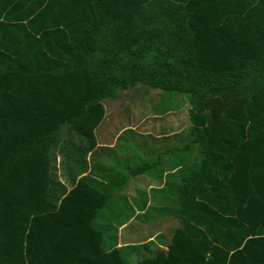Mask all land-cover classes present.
<instances>
[{"label": "trees", "instance_id": "obj_1", "mask_svg": "<svg viewBox=\"0 0 264 264\" xmlns=\"http://www.w3.org/2000/svg\"><path fill=\"white\" fill-rule=\"evenodd\" d=\"M140 84L191 96L202 160L167 251L135 264H264V0H0V264H126L81 160Z\"/></svg>", "mask_w": 264, "mask_h": 264}, {"label": "crops", "instance_id": "obj_2", "mask_svg": "<svg viewBox=\"0 0 264 264\" xmlns=\"http://www.w3.org/2000/svg\"><path fill=\"white\" fill-rule=\"evenodd\" d=\"M104 107L103 122L94 130L96 147L85 156L86 159L81 160L86 166L91 162V170L88 169L82 177L89 175L109 196L107 204L93 221V227L102 234L103 249L106 252L118 249L125 263L135 264L155 249L167 251L171 234L176 230L173 218L176 219L180 211L179 188L184 178L199 166L202 154L199 145L188 133L190 123L186 125L187 129L167 135L160 131L155 135L147 127L144 130L143 124L134 128L125 127L110 142H105L109 136L107 126L112 123L106 121L107 125H103L104 120L109 118L107 107ZM186 130L187 136L184 135ZM126 132L142 138L135 141L133 149L128 145H119L121 136ZM174 137L178 140L175 141ZM76 141H79L78 138ZM60 153L56 156L52 173L69 192L68 171L63 165L67 154ZM154 159V163L150 161ZM156 168L159 175L153 177L151 172ZM70 169L72 174L80 172L78 165L76 168L70 164ZM58 188L61 189L60 186ZM107 208L108 219L102 215ZM121 209L129 210L123 222L117 221ZM157 224L158 230L148 232ZM146 245H149V250L143 249Z\"/></svg>", "mask_w": 264, "mask_h": 264}, {"label": "rangeland", "instance_id": "obj_3", "mask_svg": "<svg viewBox=\"0 0 264 264\" xmlns=\"http://www.w3.org/2000/svg\"><path fill=\"white\" fill-rule=\"evenodd\" d=\"M103 105L107 107V112L109 113V118L104 120L103 125H107L106 121L112 123L107 126L109 136H107L108 140L105 141L110 142L120 129L125 127L134 128L139 126V124H143L144 130L147 127L155 135L159 131L167 135L187 129L186 125L190 123L189 110L192 107V100L189 94L161 91L140 84L126 91L120 90L115 98L104 100ZM159 124H161L160 128ZM184 135L187 136V130L184 131ZM174 138L175 141L178 140L177 137ZM140 139L142 138L136 137L134 133L126 132L121 136L119 145H128L133 149L134 145H136L135 141ZM150 161L154 163L156 159ZM106 164L107 162H105ZM85 168L91 170V162ZM151 173L153 177L154 175L157 176L159 175V169L156 168ZM128 214L129 210L121 209V214L118 216L117 221L123 222ZM102 215L108 219L109 208L104 210ZM173 222L174 230L180 228L178 218H173ZM156 230H158V224L150 227L148 232H155ZM126 264L128 263L126 262Z\"/></svg>", "mask_w": 264, "mask_h": 264}]
</instances>
